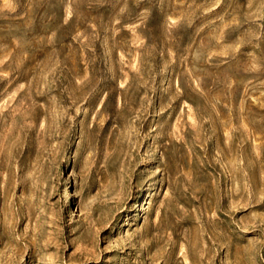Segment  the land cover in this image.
<instances>
[{
  "label": "rangeland",
  "instance_id": "1",
  "mask_svg": "<svg viewBox=\"0 0 264 264\" xmlns=\"http://www.w3.org/2000/svg\"><path fill=\"white\" fill-rule=\"evenodd\" d=\"M0 264H264V0H0Z\"/></svg>",
  "mask_w": 264,
  "mask_h": 264
}]
</instances>
